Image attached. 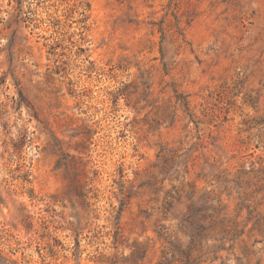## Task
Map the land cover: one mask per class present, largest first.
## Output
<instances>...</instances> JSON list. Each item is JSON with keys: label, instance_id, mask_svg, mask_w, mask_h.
Masks as SVG:
<instances>
[{"label": "rangeland", "instance_id": "1", "mask_svg": "<svg viewBox=\"0 0 264 264\" xmlns=\"http://www.w3.org/2000/svg\"><path fill=\"white\" fill-rule=\"evenodd\" d=\"M0 255L264 264V0H0Z\"/></svg>", "mask_w": 264, "mask_h": 264}, {"label": "trees", "instance_id": "2", "mask_svg": "<svg viewBox=\"0 0 264 264\" xmlns=\"http://www.w3.org/2000/svg\"><path fill=\"white\" fill-rule=\"evenodd\" d=\"M209 207L210 206L206 201H201L199 205H193V204L190 205L189 209L191 212L199 210L201 212V214L205 215L206 212H204V211H206V209H208ZM0 264H10V262L0 255Z\"/></svg>", "mask_w": 264, "mask_h": 264}]
</instances>
